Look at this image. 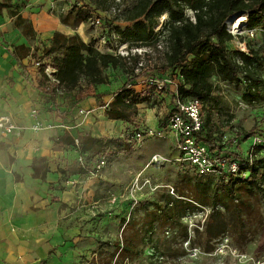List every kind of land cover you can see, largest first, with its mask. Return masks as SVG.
Masks as SVG:
<instances>
[{
	"label": "trees",
	"instance_id": "1",
	"mask_svg": "<svg viewBox=\"0 0 264 264\" xmlns=\"http://www.w3.org/2000/svg\"><path fill=\"white\" fill-rule=\"evenodd\" d=\"M10 1H0V11L11 6ZM189 10L193 16L188 13ZM101 11L112 13L116 20L128 24L124 28L117 27V30L129 47H141L156 41L159 38L157 26L166 15L163 22L168 42L165 68L172 73L178 71L182 76L179 90L183 96H196L204 102L205 124L201 138L211 147L222 149L229 139L225 136L223 145L217 141L216 135L223 122L219 116L226 113L227 121L231 122L235 118L226 105L222 87H218L220 82L242 85V99L248 105L264 102V42L258 47H249L248 52L230 50L228 44L234 35L227 26L230 17L244 12L248 15V28L261 27L264 30V0H78L68 11L54 12L64 24L76 29L81 23L90 22L95 12ZM14 25L30 42L36 39L33 22L18 11L15 12ZM40 49V46L32 49L31 46L17 45L13 55L21 68H25L22 60L29 55L39 63L37 88L51 98L59 95L65 98V110L61 111L56 106L59 114L71 113L92 88L110 83V69L115 73L122 67L129 76L122 90L107 106L99 95L98 100L100 105L106 106L110 119L135 124L141 122L139 104L145 99L129 87L133 79L140 75L134 73L135 64L132 62L137 56L130 60L111 52H102L95 39L85 41L79 33L61 31L54 33L50 45H44L42 54L38 53ZM237 57L242 59V64L236 60ZM47 66L57 69L58 83L47 73ZM53 141L56 146L77 148L81 155L88 154L92 157L91 164L96 157L117 155L133 148L128 138L94 136L85 130H79L77 138L66 131L54 137ZM32 168L34 177L45 179L50 170L48 159L36 158ZM87 172L82 166L74 171L75 174ZM191 173L187 174L194 183L193 197L179 187H173L174 193L163 189L153 200L142 201L132 210L122 232L116 264H125L127 260L131 263L138 260L141 264H169L166 251L168 237L164 234L167 228L183 229L188 238V227L184 223L187 214L209 206L206 224L212 223L221 214L228 215L230 220L231 213L233 216L243 215L242 200L245 195H264V158H256L247 179L229 177L222 182L214 175ZM141 210L142 215H137ZM149 247L154 249L153 255L146 254Z\"/></svg>",
	"mask_w": 264,
	"mask_h": 264
},
{
	"label": "rangeland",
	"instance_id": "2",
	"mask_svg": "<svg viewBox=\"0 0 264 264\" xmlns=\"http://www.w3.org/2000/svg\"><path fill=\"white\" fill-rule=\"evenodd\" d=\"M9 1V0H8ZM78 0H11L8 10L10 15L21 11L22 7H30L34 12L45 10L68 11L71 5ZM94 16H101V24L94 25L91 22L81 23L74 33L85 37H96L95 41L100 46L109 47L114 53L115 48L125 43L119 34L117 27H126L128 24L115 19V15L109 12H95ZM248 21V20H246ZM254 37H249L245 32L236 35L229 42L230 50L242 48V43L258 47L264 42V30L257 27ZM158 39L153 43L141 46L142 54H137L132 62L135 64L142 60L144 69L135 74L131 87L135 89L145 102L140 103L139 109L142 120L139 124L117 122L111 120L107 114L96 116V121L105 136L131 138L133 134L148 127L164 129L167 127V116L173 108L171 102L172 87L165 90L162 97L157 86L151 81H162L170 77L169 69L165 68L168 42L166 32L160 24L157 26ZM94 39V38H93ZM105 41V42H102ZM142 57V59H140ZM124 68L120 67L114 73L110 69L112 85L107 86L102 94H98L105 102L111 89L123 87L129 76ZM219 83V82H218ZM227 107L234 120L227 121L226 113L221 114L223 119L216 138L220 145L225 139V146L232 154L245 155L253 142L255 132L264 133V102L244 107L240 104L242 85L236 83L220 82ZM101 93V92H100ZM102 95L107 96L106 98ZM131 97V96H130ZM168 98V99H167ZM66 102V101H65ZM98 103L100 104L99 100ZM49 111H54L50 108ZM160 111H164L160 114ZM43 120H47L42 118ZM50 120V119H48ZM260 120V121H259ZM260 123V124H259ZM85 131H88L85 130ZM174 138L170 133L166 137L145 136L140 142H135L131 150L117 155H107L106 163L101 167L98 164L101 157L94 158L88 154L82 155L91 171L86 174H74L75 169L82 166L78 155L75 154L72 164L66 174V185H61V190H66L70 196L65 203L67 217L63 216L59 230L69 240L55 248H51L49 255L40 264H116L118 247L122 241L123 229L131 216L132 210L142 201L153 200L157 193L163 189L171 190V187H179L190 197L194 196V183L189 180L190 167H183L178 159ZM156 154H163L166 160L160 164L149 165ZM256 158H264V147L257 151ZM83 167V166H82ZM189 169V170H187ZM140 176V182L148 178L154 187L152 190L145 186L137 189L133 186L136 177ZM189 175V176H188ZM211 177V176H208ZM218 181H226L227 178L216 176ZM143 180V181H142ZM222 212L224 210L222 209ZM243 215H220L212 223L206 224V218L210 213L209 206H203L202 210L189 213L184 218L188 227V238L183 229H171L167 236L166 244L169 264H264V195L259 193L252 196L245 195L242 200ZM142 215V210L137 213ZM147 249L146 254H149ZM177 255L179 257H177ZM128 261V260H127ZM130 262V261H128ZM0 264H16L12 259L8 260L3 248L0 250ZM132 264H141L135 260Z\"/></svg>",
	"mask_w": 264,
	"mask_h": 264
},
{
	"label": "crops",
	"instance_id": "3",
	"mask_svg": "<svg viewBox=\"0 0 264 264\" xmlns=\"http://www.w3.org/2000/svg\"><path fill=\"white\" fill-rule=\"evenodd\" d=\"M45 7L40 12H34L28 6L18 11L33 22L37 31L33 42L14 25L15 13H8L10 6L0 11V116L12 115L25 127L20 135L6 136L0 132V250L3 248L8 260L12 259L16 264H40L48 257L51 248L69 242L59 226L63 216L67 217L65 203L70 196L59 186L67 184L66 174L69 173L73 156L77 154L79 158L82 155L77 148L56 146L53 138L66 131L77 138L79 130L87 129L94 136H105L100 132L102 129L96 116L101 113L106 115V106L98 103L97 95L102 94L113 81L111 78L110 83L92 88L71 113L59 114L56 106L61 111L65 110V98L63 95L51 98L37 88L38 64L35 58L32 55L24 58L25 68H21L13 55L14 46L17 45L31 46L32 49L40 46L38 53L42 54L44 45H50L56 31L74 33V28L64 24L58 14L45 10ZM40 13L54 18L56 26L50 35L45 36L47 31L40 29L35 22V15ZM81 37L85 41L92 39V36ZM96 46L102 52H110L98 41ZM122 88L111 89L112 94L105 99L106 104ZM170 95L172 100V93ZM162 97L166 98V95ZM50 108L54 111L50 112ZM37 120L46 121L50 126L34 132L32 127ZM41 157L48 159L50 168L45 179L33 175L32 163Z\"/></svg>",
	"mask_w": 264,
	"mask_h": 264
},
{
	"label": "built area",
	"instance_id": "4",
	"mask_svg": "<svg viewBox=\"0 0 264 264\" xmlns=\"http://www.w3.org/2000/svg\"><path fill=\"white\" fill-rule=\"evenodd\" d=\"M114 11H116V9H114ZM188 13L193 16L191 10H189ZM239 15H245V21L239 27H232L230 20ZM165 19L166 15L161 18V27L163 26ZM101 20V16H94L91 18L90 22L94 25H98L101 24ZM246 20H248V15L244 12L237 13L228 19L227 26L234 37L245 32L249 35V37H254L256 35L257 29L248 28V21ZM241 45L242 48L240 49L245 52H248L249 47L252 46L245 43H242ZM107 50L111 52L109 47H107ZM146 51V49L145 51H142V49L138 46L129 47L128 42H125L115 48L114 54L127 57L131 60L133 56H136L138 53L142 54ZM140 59H142V57H140ZM236 60L242 64V59L240 57H237ZM129 63H131V61ZM37 64L39 65V63ZM143 69L144 63L140 60L134 67V72L139 73ZM46 71L55 83L59 82L56 76V68L47 66ZM182 80V76L178 74L177 71L175 73H171L170 77H167L162 81H151L152 84L157 86L156 91H158L161 96H165V90L168 89L169 86L172 87L171 102H173V108L167 116V127L164 129H156L154 127L145 128V130H140L133 134L132 137L129 138V142L134 145L135 142L140 143L145 136L166 137V134L170 133V135H173V143L177 154H179L178 159L182 163L183 167L188 166L191 168V171L200 175L247 179L251 174L252 167L254 166L258 149L264 147V133L255 132L253 135V142L245 155L232 154L227 151L226 146L222 149L211 147L201 138V133L204 130L205 124L204 102L196 96H183L179 90ZM239 98L242 106H249L242 99V95H240ZM80 111L81 113L84 112L82 109ZM163 112L164 111H160V114H163ZM47 126H50V124L46 123V121L37 120L32 129L34 132H38ZM24 128L25 127L20 125L12 115L0 116V132L3 135H20ZM105 158V156H101V161L98 164L99 167L106 163ZM165 160V155L156 154L151 159L149 165L160 164ZM79 162L84 169H87L88 172L91 171L87 168L82 156L79 157ZM140 176L141 175H138L135 179L136 181L133 183L136 190L143 189L145 186L151 188L152 190L157 189V187H154L151 180L148 178H144V181L142 180L143 183L140 182ZM170 192L174 193V188L171 187ZM166 232L169 234V230ZM148 252L150 255L155 253L153 248H151ZM125 264L132 263L127 261Z\"/></svg>",
	"mask_w": 264,
	"mask_h": 264
},
{
	"label": "bare ground",
	"instance_id": "5",
	"mask_svg": "<svg viewBox=\"0 0 264 264\" xmlns=\"http://www.w3.org/2000/svg\"><path fill=\"white\" fill-rule=\"evenodd\" d=\"M34 19L40 29H44L47 31L45 33V36L50 35L51 32L55 29L56 25L54 18L46 13L35 15ZM245 19V15L235 16L230 20V24L232 27H239L245 21Z\"/></svg>",
	"mask_w": 264,
	"mask_h": 264
}]
</instances>
